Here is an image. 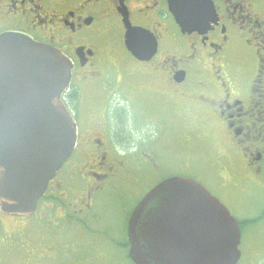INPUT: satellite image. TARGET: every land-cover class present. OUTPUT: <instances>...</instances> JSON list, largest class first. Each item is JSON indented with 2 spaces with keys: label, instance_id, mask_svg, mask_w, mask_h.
<instances>
[{
  "label": "flooded vegetation",
  "instance_id": "obj_1",
  "mask_svg": "<svg viewBox=\"0 0 264 264\" xmlns=\"http://www.w3.org/2000/svg\"><path fill=\"white\" fill-rule=\"evenodd\" d=\"M172 3L173 8L171 0H0V35L23 34L58 48L71 61L70 85L62 100L77 127L75 150L49 182L35 212L18 216H37L36 229L22 225L30 233L17 239L19 227L8 231L4 225L6 219L18 223L13 219L17 215L5 212L0 202V264H88L95 250L93 202L101 183L111 175L129 179L138 171L170 166L159 161L150 143L145 147L144 141L155 135L152 124L134 127L129 106L110 107L114 88L131 102L140 98L139 113L151 120L155 115L166 118L158 113H165L171 98L185 102L199 129L219 135L221 150L213 152L212 147L201 159L188 138L182 146L184 159L174 161L177 171L160 181L193 179L233 216V210L242 209L246 216H235L242 236L246 228L264 226V201L256 213H248L251 205L243 198L248 189L264 194V0ZM176 13L186 22L184 28ZM129 25L156 41L149 60L135 58L126 47ZM116 33L119 48L138 69L121 70L118 46L105 43ZM94 83L104 91V100L101 108L84 113L81 96ZM143 129L154 135L134 138ZM137 158L143 163L135 171L128 162ZM66 183L68 190L62 188ZM128 218L124 236L114 241L127 253ZM83 236L87 245L79 241Z\"/></svg>",
  "mask_w": 264,
  "mask_h": 264
},
{
  "label": "water",
  "instance_id": "obj_2",
  "mask_svg": "<svg viewBox=\"0 0 264 264\" xmlns=\"http://www.w3.org/2000/svg\"><path fill=\"white\" fill-rule=\"evenodd\" d=\"M125 44L139 60L157 49L147 32L130 25ZM71 68L56 47L15 32L0 35V202L9 214H33L75 149L77 127L61 99ZM127 234L135 264H237L241 258L236 218L203 185L181 176L142 197Z\"/></svg>",
  "mask_w": 264,
  "mask_h": 264
},
{
  "label": "rangeland",
  "instance_id": "obj_3",
  "mask_svg": "<svg viewBox=\"0 0 264 264\" xmlns=\"http://www.w3.org/2000/svg\"><path fill=\"white\" fill-rule=\"evenodd\" d=\"M105 43L108 46H118L119 60L122 62V67L120 68L122 71L125 72V69H138L136 61L134 62L126 56L119 48V36L117 33L112 37H107ZM121 78H124L123 83H127L128 79L125 78V74ZM133 84H135V80L131 81V85ZM99 88H101L99 83H94L87 86L86 93H82L83 104L89 109V112H87V108H85L84 113H91L94 109L101 108L104 100V91ZM126 97L123 92L114 88L110 94V107H113V105L129 106V110L133 111H130V113L134 118V127L141 126L146 122L152 124L155 128V135L143 129L140 133L136 130L133 136L134 138H138V136L142 138L144 136L146 140L148 136L154 135L148 138L147 141H144L145 147H149L148 143H150L156 149L155 155L159 161L170 162V166L167 164L162 168L161 164V170L157 172L148 171L145 174L138 171V176H131L129 179H122L118 175H111L106 181L101 183V187L96 192L93 202L96 215L95 223L92 226L94 234H96L94 238L95 250L87 261L88 264H134L127 257L126 249L118 248L115 240L120 239L122 235L124 236L127 215L136 202L151 187L162 180L163 177L177 171L173 168V164L184 159L185 150L182 146H186L188 138L191 139V146L197 147V155L201 159H205L207 151L212 147V151L215 152L221 150L222 146L217 133L207 128L199 129L196 115L193 114L195 112L185 102H179L171 98V105L167 106L165 113H158L166 118L163 119L155 115L152 117L155 119L151 120L139 113V101L142 103L140 98L136 102H131V98L127 99ZM156 102L161 106L162 102L160 100ZM147 161L145 160V163ZM142 163L137 158L135 162L129 160L128 166L136 171L137 169L139 170V165ZM68 185L72 186L74 183L69 182ZM68 185L66 183L62 188L68 190ZM249 191H255L256 193L252 194ZM248 193L251 195H243L244 200L251 205L246 212L256 213L258 207L264 201V194L251 189H248ZM233 214L238 219L246 216L244 211L239 208L233 210ZM13 219H16L15 221L18 222L16 224L20 225L16 226L15 222L11 219L4 220V225L8 231L19 227L18 233H15L17 239L26 238L28 233H30L29 229L28 231L27 229L24 230L25 226L22 227V225L27 223L35 229L40 225L37 216H14ZM79 241H84L87 245L86 236L81 237ZM240 251L242 257L238 264H264V226L255 225L244 230Z\"/></svg>",
  "mask_w": 264,
  "mask_h": 264
},
{
  "label": "trees",
  "instance_id": "obj_4",
  "mask_svg": "<svg viewBox=\"0 0 264 264\" xmlns=\"http://www.w3.org/2000/svg\"><path fill=\"white\" fill-rule=\"evenodd\" d=\"M128 216H129V214H128ZM128 216H127V217H128ZM126 246L129 247V244L127 243ZM127 257H128V256H127ZM128 258H129V257H128Z\"/></svg>",
  "mask_w": 264,
  "mask_h": 264
}]
</instances>
